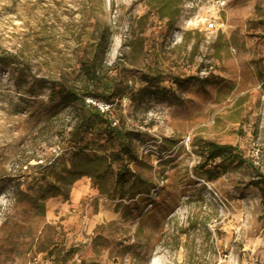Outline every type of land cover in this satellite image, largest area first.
Listing matches in <instances>:
<instances>
[{
  "label": "rangeland",
  "instance_id": "rangeland-1",
  "mask_svg": "<svg viewBox=\"0 0 264 264\" xmlns=\"http://www.w3.org/2000/svg\"><path fill=\"white\" fill-rule=\"evenodd\" d=\"M174 7L170 22L149 0H0V55L14 56L0 62V264H264V182L250 183L264 178V0ZM100 30L99 68L127 84L105 110L137 134L128 168L149 191L123 198L113 165L98 187L83 176L38 199L47 179L32 166L68 159L80 119L50 88L87 82ZM156 70L159 97L141 90ZM203 141L245 161L208 180Z\"/></svg>",
  "mask_w": 264,
  "mask_h": 264
},
{
  "label": "trees",
  "instance_id": "trees-1",
  "mask_svg": "<svg viewBox=\"0 0 264 264\" xmlns=\"http://www.w3.org/2000/svg\"><path fill=\"white\" fill-rule=\"evenodd\" d=\"M179 2L180 0H149L159 18H166L170 22L178 15L174 5L176 6ZM106 36V31L100 30L99 34L92 38L89 51L81 62L82 74L87 82L81 86L61 82L58 87L52 85L50 88L51 93L48 97L52 98L57 94L62 102L77 104L80 119L75 125L74 146L68 159L58 155L44 163L40 162L32 166L39 171L41 179H47V185L41 188L38 199H43L48 191H53V194L67 192L69 187L83 176L91 178V183L98 187L104 176L112 171L113 165L117 166L114 185L123 198H133L139 193L149 191L146 180L138 172L130 171L128 168L129 163L139 162L133 146V140L138 138L137 134L126 130L123 124L115 121V124H112L113 120L109 117L108 110H101L95 103L102 102L109 107L116 105L127 89L125 80L116 79L101 72L99 68L98 58L103 52ZM13 59L12 53L0 55V62ZM159 77L160 72L156 70L151 78L153 81H147L141 90L156 97L167 94L168 89L159 85ZM198 81L202 86L215 82L208 78H201ZM81 125L92 128L96 135H102L106 144H98L95 147V144L80 134ZM194 151L202 158V162L197 167L208 180L225 173L234 163L245 161L241 152L231 144L203 141L196 145ZM261 182H264V178L250 183L258 186ZM261 194L264 201V188ZM65 263L66 258H63L60 264Z\"/></svg>",
  "mask_w": 264,
  "mask_h": 264
},
{
  "label": "built area",
  "instance_id": "built-area-1",
  "mask_svg": "<svg viewBox=\"0 0 264 264\" xmlns=\"http://www.w3.org/2000/svg\"><path fill=\"white\" fill-rule=\"evenodd\" d=\"M208 27L209 28H212L213 27V23L212 22H209L208 23ZM97 104V106L101 109V110H105V109H108V105L107 104H104L102 102H95ZM99 103V105H98ZM112 124H115V122H113Z\"/></svg>",
  "mask_w": 264,
  "mask_h": 264
}]
</instances>
